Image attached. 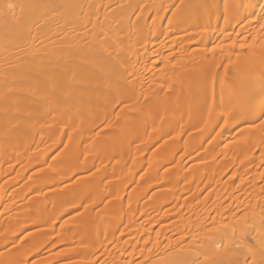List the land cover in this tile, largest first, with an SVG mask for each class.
Returning a JSON list of instances; mask_svg holds the SVG:
<instances>
[{"label": "bare ground", "instance_id": "bare-ground-1", "mask_svg": "<svg viewBox=\"0 0 264 264\" xmlns=\"http://www.w3.org/2000/svg\"><path fill=\"white\" fill-rule=\"evenodd\" d=\"M262 23H264V0H0V165H5L4 163H8V161H15L10 165L8 163L10 168L6 170L5 175L9 174L10 181L17 182L14 183L17 184V188L11 192L7 203L0 210V212L3 211L1 215L12 210L15 215L11 213L7 217L11 218L13 215L17 219H23L24 216L29 217V213L52 211V208L63 209L69 198H76L75 193L84 192L88 187L94 190L98 182L91 184V182L82 183V181L94 180L87 176L92 175L95 169L103 171V177L106 176L104 175L105 170L108 173L110 170V174L106 173L108 174L106 177H109L110 180L117 174V170L111 165L112 163L128 156L134 149L137 152L130 154L134 155L132 158H141L143 156L142 149L150 148L147 147V141L144 148L141 143L133 146L123 145L128 136L125 133L120 136L113 135L108 138L107 143L99 145L102 152L98 163L101 165L98 168V164L97 168L92 170L93 172L83 170L86 174L81 176L77 174L76 179H73L72 175L71 177L66 175L64 178L49 180L43 185L23 189L32 179L31 176L37 175L36 172H38V170L34 171L33 174L26 177L25 172L29 168L28 165H25L26 161L34 153L37 155L41 150H44L47 143V152L52 151L55 145H53L54 147L49 146V140L51 141L56 137L62 143L60 146L58 144L60 150L58 149L56 156L51 157V160L47 158L50 161L40 163L44 167L39 171L40 174L43 171L45 173L48 171L57 172V167L67 165L65 163L68 160L67 157H72L73 160L77 161L81 156L79 153L84 155L92 152V146L96 144L98 139L116 131V129H125L128 126L127 120L137 118V115L142 114L141 116H144L161 109L159 105L162 104L160 103L167 100L171 93L173 96L180 95L174 97L176 100L181 99L179 104L176 103V100H174L175 103L171 101L174 103L173 107L177 112L186 104L187 106L192 104L194 100L198 102L202 96L200 86L194 84V77L198 71L210 70L218 75V86L226 83L231 86V92L210 88L207 100L211 101L210 105L216 98L219 100L221 98L223 102H235L226 110H228V114L233 115L229 118L233 122L231 127L242 126L240 130L233 132L230 136L227 135V132L223 136L220 134V130L214 134L218 122L209 120L208 114H205L206 111L196 116L182 115L184 119L182 129L174 133L175 135L178 134L177 138L183 135L187 137L188 147L182 153L181 158L186 156L189 159H198L194 164L203 166V169H201L202 174L197 177L201 184L196 186V193L201 194L206 188L210 191L206 192L204 196L189 195L183 198L180 194L174 193L177 190V184H175L162 189L158 188L150 193L147 189L137 193L139 198L148 193L147 198H151V200L166 195L164 200L156 199L159 201H153L151 206H139L137 208L139 214L149 215L168 204V209L161 213L156 222H162L168 217L171 219H173L172 216L175 217V222L173 220L169 224H161L160 232L157 230L158 232H154L155 236L151 237L153 240L149 239L148 235L156 222L147 229L142 221L136 220L143 226L134 222L136 218H130L126 223L127 225L119 228L122 223L121 220L115 218V214L107 213L112 211L106 207L107 204H111L113 198V195L109 194L110 199L101 208L104 213L97 214L88 209L87 211L88 206H83V211L77 210L71 214L54 213L32 216L31 222L26 225L25 223L19 225L16 228V230L19 228V233L22 232L20 229L31 227L23 240H20V243L29 244L27 248L32 245L35 250L32 249L26 257L19 258L21 262L13 264H38L51 258L50 252L54 248L67 244L68 240L67 238L64 240L61 231L80 227L84 210L87 212L85 220L83 219L86 225L85 227L81 225L83 230L73 240L77 246L75 249L82 247L84 249V243L87 245L85 237L88 238L90 233L94 234L93 236L100 234L106 239L102 240L100 245L98 243V245L95 244L96 246H91V248L93 247L92 252L98 249L100 253H96V251V255L89 264H95L98 260H100L99 264H229L233 261H240L242 264L245 256L249 255L246 249L241 250L235 247V242L242 234H244L246 246H252L257 252L256 260L259 262L261 260L259 252L264 247V189H262L264 187H261L262 185L259 183L261 190L256 192V186L253 185L258 183L249 180V182L254 183L252 186L249 185V188L245 187L246 191L249 189L247 192L250 194L245 193L242 197H239L240 195L234 197V205H231L235 207V211L232 210L234 207L229 209L230 203H233L231 196H229L230 199H228L229 197H220V194L211 193V190L212 187L213 190H216L219 185L224 184L226 186L230 183L226 180L221 181V175H227L231 167L239 164L245 166L256 159L254 155L241 157L239 160L231 156H234L244 147L246 142L252 140L256 135H260L263 142L254 144L255 147L253 145H251L253 147L247 146V150L258 147L260 152H258L257 157L264 155V125L260 123L261 120H264V116L259 114L264 103H258L253 98L257 94V87L260 85V90L264 93V29L260 28ZM241 43H247L251 47L242 49L240 48ZM217 45L219 47H216ZM241 55H245L247 61L240 60L239 56ZM153 57L163 59L161 68L157 67L159 64L152 61ZM230 60L232 63H229ZM177 63L188 65L190 70L175 74L171 71L167 72L168 69H171L172 64ZM226 65L227 67H225ZM247 72L249 73L248 76L259 74L262 76L257 77L250 88L240 89L244 93V97L236 94L235 89L240 81L245 80ZM137 79L141 80L140 85L143 88L138 97L136 96V100L131 101L132 104L128 101L130 105L124 103L126 99L123 96H121L122 99H117L119 103L115 99L116 102L112 101L110 102L112 104H109L110 109L123 102L124 105L128 106H126L128 109V111L125 110L126 113L117 114L116 112L114 115L112 114V117L108 112L98 118L95 117V119V115L87 114L95 107L97 108L108 92L109 94L110 91L115 93L116 90L120 91L122 95L126 87L123 85L131 84ZM122 86L124 87L123 90L120 88ZM154 86L158 87L157 89L154 88L155 92L152 93ZM165 97L167 98L164 99ZM54 98L55 100L62 98L65 100L64 103L74 104L77 102L78 105L82 104L83 106H79L83 109L77 108L81 110L80 113L84 114H74L72 110L70 111L72 114L69 111L58 114L55 109L53 112L56 114H50L52 111L45 114L46 111L43 112L41 109L37 111V114L28 112L31 102L41 103L48 99L54 100ZM246 98H249L247 102L250 107L241 108L236 102ZM184 103L185 105H183ZM181 105L182 107H180ZM178 106L181 109L177 110ZM157 107L158 110H156ZM71 108L73 109V107ZM170 108L172 109V107ZM175 110L174 112H176ZM235 110L236 113H233ZM118 112L120 113V111ZM228 114H225V121ZM47 124L53 126L49 127ZM198 127H204L203 134L198 135V130L194 131ZM212 134H214V139L206 148H218L220 159H210L206 157L204 151L194 154L205 138ZM146 136L144 127L135 133V137L140 140ZM158 138L159 136L153 140L150 139L148 143L151 145ZM121 145L122 147L119 148ZM17 147L20 150L15 151L18 149ZM97 158L93 159L97 160ZM23 159L26 160L22 161ZM70 160L68 161L70 162ZM180 160L172 161V165H170L180 166L181 163L186 162ZM20 162L19 168L14 170L13 167H16V164H20ZM78 163L82 162L79 161ZM103 165L105 170L101 168ZM10 169L16 171L14 172L16 175L12 172L11 176ZM125 170V178L117 176L115 180L116 186L120 189L119 195L121 197L131 182H134L130 177L137 172L138 167L127 166ZM148 170H151L155 179L159 178L156 184H163L166 181L162 178V175L165 174L157 170V167H148ZM83 171L81 172L83 173ZM4 173L2 172L0 175V180ZM214 174L220 177L215 178ZM254 177L259 179L258 181L262 180L260 179L261 174ZM179 178L180 176H173L171 180H175L176 183ZM107 181L105 180V184ZM247 182L248 179L243 180L238 182L239 185L236 184V186H245L244 183ZM81 183L82 185H80ZM189 183L191 184L188 182L186 186L190 187ZM48 185L51 187L41 189ZM68 185L75 187L71 194L64 189ZM236 186L235 188H237ZM35 188L40 189L36 194H27ZM115 192L118 194L117 190ZM86 194L89 196L90 191ZM86 194L85 197H80L83 205L90 198ZM2 196L1 194L0 206ZM64 196L67 197L63 198ZM196 196L198 198L201 196V201H194L193 197ZM226 199L229 203H225ZM181 200L185 201L186 205L182 212L181 208L184 203ZM43 201L47 202L43 203ZM198 203L202 204L200 210L191 213L192 208ZM224 203L227 204L226 207L223 206ZM118 208L122 209L123 207L118 205ZM14 223H17V220ZM14 223L7 228H14ZM118 229L120 230L119 237L110 239L113 232ZM51 233L54 234L51 235ZM127 233L137 235L138 243H132L130 251L125 253L128 250L126 248L130 246V243L125 239L126 237L124 238L125 235L128 236ZM39 236L47 237L41 238ZM160 236L169 240L165 239L166 241L163 243ZM120 237L122 238L121 242L118 240ZM60 239L62 244H60ZM7 242L10 241L0 242V247L5 246ZM160 242L163 246L160 245ZM20 243H15L14 246L0 252V264H9L8 261L15 257V253L20 249ZM35 243L39 247L34 246ZM147 244H149L148 248ZM43 248H48L47 253H43ZM69 248L71 249L70 246ZM69 248L65 250L68 251ZM75 249H71L72 253L68 251V260L62 258L64 260L60 261L61 259H58L59 263L57 264H86V261L89 260L86 255L88 251L78 249L83 250L82 252L85 251L79 253ZM149 249L151 250L149 251ZM40 250L43 251L42 254H40ZM32 255L38 259L35 258L26 262L28 257L33 259ZM70 256L71 260L68 258ZM135 258H138L136 263L133 261ZM47 264H51L50 261Z\"/></svg>", "mask_w": 264, "mask_h": 264}, {"label": "rangeland", "instance_id": "rangeland-1", "mask_svg": "<svg viewBox=\"0 0 264 264\" xmlns=\"http://www.w3.org/2000/svg\"><path fill=\"white\" fill-rule=\"evenodd\" d=\"M239 59L240 60H243V61H247L245 55L239 56ZM149 61L150 62L153 61V62H155V64H159L157 66L158 68H161L162 65H163V62H164L163 59H161V57H156V58L153 57V60L152 61L149 60ZM188 64H190V63H188ZM187 70H190V68L188 67V65H185L183 63H177V64H172L171 65V69H168L167 72H170L171 71V73L175 74V73H178V72H186ZM248 74L249 73L247 72V76H245V80L240 81V83L237 85V87L235 89V93L236 94L243 95L244 93L241 92L240 89L241 88H250L251 87V84L254 83L255 79L257 77H261L262 76L260 74L259 75H255V76H251V75L248 76ZM218 80H219L218 75L216 73L210 71V70H205L204 69V70L198 71V73H196L195 74V77H194V84H198L200 86L199 87L200 91H202V96H200V98L198 99V102H195V100H194L192 104H190L189 106H187V104H186V106H184V108H182V109L179 108V106H178L177 110L178 109H181V110H179L177 112L175 110V108L173 107L174 106V103H175L174 100H176L174 97H176V95L177 96H180V95L176 94L175 96H173L172 93H171V95L169 93V95H170V97L168 96L169 99L167 97L164 98V99L167 98V100H163L164 103L163 102L160 103L162 105H159L161 107V109H159L157 107L156 110L159 109L158 111H154V112H151L149 114H145L144 116H141L142 114L141 115H137V118H132L130 120H127L128 126L125 129H122V130H120V128L119 129H116V131L110 132L105 137H102V138L98 139L97 142H96V144L92 146L93 147L92 152H89V153L84 154V155H82V153H79L78 152L79 154H81V156L78 158L77 161L76 160H73L72 157H67L68 160L71 159L70 162L67 160V162H65V163H67V165H64L62 167H57V170L56 171L57 172L59 171L60 173L59 172L57 173L54 170L55 173H53V171L52 172H49L48 171L46 173L43 171V173L40 174L39 171L42 168H44V167H42L40 165V163H45V161L46 162L47 161H50L54 156H56V154L58 153V149L60 150V147L59 146L62 143V142L60 143L59 142V139L56 138V137H55V139H52L51 141L49 140V142H50L49 143V146L50 145H52V146L55 145V147L53 146L54 149L52 151L47 152V145H48V143H47V145L45 144L46 147L45 148L43 147L44 150H41L40 153H38L37 155L34 153V155H32L29 158V160L26 161L27 163L25 165H28L27 167H29V168H27L28 170L26 169L27 170L26 171L27 174L25 172V175H27L26 177H29V175L33 174L34 171L36 172L38 170V172H36L37 175L31 176L32 179L30 181H28V183L23 187V189H25V188L27 189V187H30V186L43 185V184H46V182L49 181V180H52L54 178L55 179L56 178L57 179L64 178V176H66V175L67 176L70 175V177L72 175V178L73 179H76L78 177V175L81 176V175H83L87 171L94 170L95 168H97V165L99 164L98 163V160H99V156H101V152H102V150L100 149V146L99 145L104 144V143H107L108 138L112 137L113 135L120 136V135H122V134L125 133L128 136V139L124 142L123 145H131V146H133L135 144L141 143L143 148L147 144H148L147 147H150V148L142 149L141 153L143 154V156L142 157L140 156L141 158H139V159L132 158L134 155L132 156L130 154L131 153L134 154L135 152H137V150L135 151V149L134 150L132 149L133 152H131L130 154H128V156H124L120 161L112 163L111 165H112V167L114 169L117 170V174H116V176L114 175L112 178H110V180H109V177H106L108 174H110V170H109V173H108V171L105 170V166L104 165L101 168L102 169L104 168V170H105V173H104V175H106L105 177H103V173H102L103 171H100L99 170L100 171L99 172L98 170L95 169V172L93 173L95 175H93V174L91 175L90 174V176H87V177H90L91 180H92V178L94 180H92V181H82V183L91 182V184L98 182L97 183V186L94 188V190H91V187H88V189H86V190L90 191V195L91 196L90 195L88 196V194H86L88 192V191L85 192L86 190L84 191L85 193L82 192V191L77 192V193H75L76 194V198L75 197H71L69 199L67 198L69 201L66 203V205H64V208L63 209H56V208H52L51 207L52 208V211H45V212L38 211V212H36L34 214L29 213L28 214L29 217L24 216L23 219H21V218L18 217L20 220L17 219V218H15V216H13V215H15V212L12 211V210H10L11 212H7L6 211L5 212L6 214H3L4 216L1 215L2 212H3V211H1L0 212V242H4L5 240H9L10 242H7L5 246L3 245L2 247H0V252L1 251H4L5 249H9L10 247L14 246L15 243H20V240H23V238L27 235V233H28V231H29V229L31 227L28 226V228L26 227V229H24V228H23V230L20 229L22 231L21 233L18 232L19 231V228H18V230H16V228L19 225L21 226V224H24L25 223V225H26L27 223L31 222L30 219H33L32 216H37V215H40V214H54V213H62V214L63 213H67V214H71L74 211H77V210L80 211V210H82V207L83 206H86V207L88 206V208H86V210L88 209V210H90L92 212H95L97 214L98 213L99 214L100 213H104L103 212L104 210L101 211V208L107 203V200L110 199V197H108L109 194H112L113 195V198H112V202H110L111 204H107L106 207L108 209L112 210V211L107 212V213L115 214L116 215L115 218H118V219L121 220L122 223H121V225L119 227L120 229L122 228V226L127 225L126 223H128V221L130 220V218L131 219L132 218L133 219L136 218L134 222H137V221L140 222V221H142V223L144 224V227L147 228V229L150 228L151 225H153L152 223H155L156 220H158L157 218H160L161 213L165 212L168 209V204L162 206V208H160V210L159 209L158 210H155L153 213H151L149 215H144V214L142 215V214H139V211H137V208L139 206L140 207L141 206H143V207L151 206V204L153 203V201H155L156 199L164 200V197L166 195H163L162 198H153L152 200H151V198H149V199L147 198L149 196L148 193L153 192V191H155L158 188H161L162 189L164 187L174 186L175 184H177V190H175L174 193L175 194H180L181 197H183V198L184 197H187L189 195H201V196L203 195L204 196V194L206 192L210 191V190H208V188H206L201 194H197L196 193L198 184L199 185L201 184V183H199V180H197V177H198V175L202 174L201 169H203V166L194 164V163L197 162L198 159H189L186 156L181 158L182 153L188 147L187 137H185V135H183V136H180V137L177 138V135L178 134L175 135L174 133L177 132L178 130L182 129V126L184 124V119L182 118V115L189 114L190 116H196L197 114H202L205 111H206L205 114H208L209 120H216L218 122V125L215 127L214 134L216 132H219V130H220V134L221 135L225 136L226 134H224V133L227 132L228 133L227 135L230 136V134H232L233 132H236L237 130H240L242 128V126L231 127V125L233 124V122L231 120H229V118H231L233 115L228 114L227 113L228 110H226L227 108H229L231 106V104H233L235 102H231V101H229V102H223L221 100V98H220V100L216 98V100L213 101L212 104L210 105V102L211 101L207 100L208 99L207 96H208V93H209V89L210 88H213L214 90H218V91L219 90L220 91L227 90V91L231 92V89H230L231 86H229V84L226 83L224 85L222 84L221 86H218V84H217ZM140 84H141V80H138L137 79L135 81H132L131 84L123 85V86H126V87L125 88L123 86L120 87L121 89L124 88V90L122 89L123 90L122 95H121V92L120 91L118 92L116 90H115V93L112 92V91H110V94H109V92H108L107 95L104 96L105 98L103 99V101L101 100L100 103L98 102L99 104L96 103V104H98L97 108L95 107L91 112H89V113L87 112V114H92L93 116L95 115L94 116V119H95V117L98 118L100 116H103L104 113L107 114L108 112H109L108 114H111V116H112V114L114 115L116 112H117V114H122L123 112H125V110L128 111V109H127V107H128L127 105L129 104L128 102H130L132 104L131 101L134 102L136 100V98L140 94L139 92H141V90L143 88L142 85H140ZM157 87L154 86L152 88V93L155 92V89L154 88L157 89ZM203 88H206V89H203ZM260 89H261V85L257 87V89H256L257 94L254 95L253 98H254V101H257L258 103H264V93H262ZM121 96H123L126 99L125 100L126 102H124V103H126L127 105L126 104L124 105L123 102H120L119 105L117 104L113 108H110L109 109V107H110L109 104H112L110 102H112V101L113 102L114 101L116 102V100L118 98H121ZM55 98H57V97H55ZM55 98H54V100L53 99H51V100L48 99L46 101L44 100L41 103L40 102L37 103L36 101H34L33 103L31 102L30 105H29V108H28V112L31 111L32 114H37V111H39V109H41V111H43V112L46 111V112H44L45 114H49L50 111H52V112H50V114H52V113L55 112V110L58 111L57 112L58 114H64L63 112L66 113V112L69 111V113H70V111L72 110V111H74V112H72L74 114L75 113L76 114H84V113H80L81 110H79L80 108H82V107H80V106H83L82 104H79L80 105L79 106L77 104V102L74 103L75 105L73 103H64L65 100H63L62 98H59L57 100H55ZM171 98H174V99H171ZM247 99H249V98L242 99L240 101H237L236 103H238V105L241 108H243L245 106L250 107L248 105ZM177 100H179V101L177 102ZM177 100H176V103L179 104V102H181V99L179 98ZM119 101H121V100H119ZM171 101H173L174 103L171 102ZM221 101H222V103H221ZM117 103H119L118 100H117ZM172 103H173V105H172ZM96 104H95V106H96ZM114 104H116V103H114ZM183 105H185V103ZM71 107H73V109ZM74 107H76V108H74ZM77 107H79V109ZM170 107H172V109L174 108V110L176 112H174V110H172ZM180 107H182V105ZM75 109H76V111H75ZM53 110H54V112H53ZM109 110H111V111H109ZM262 110H264V107L262 108ZM118 111H120V113ZM72 113H70V114H72ZM233 113H236V110ZM39 114H41V112H39ZM54 114H56V113H54ZM225 114H228V118H227L226 121H225ZM220 120H221V123H220ZM47 125L49 127L50 126H53L52 124H47ZM143 127L145 129V132L147 133V136L144 137L141 140L140 139H137L135 137V133L138 132V130L139 129H142ZM43 128H45V127L43 126ZM132 129H135V130H132ZM132 131H133V133H132ZM194 131H197V134L198 135L199 134L201 135V134L204 133V127H198ZM214 134L207 136L205 138V140L203 141L202 145L197 148V151L194 152V154H196L199 151H201V152L204 151L205 154H206V157H208L210 159H218V158L220 159V153L218 151L219 150L218 148H215V147H213L211 149H207L206 148L212 142V140L214 139V137H213ZM158 136H159V138H158L159 140L157 139V140H155V142L153 141L154 143L151 141L152 142V144H151L152 146H151L148 143L150 141V139L153 140L154 138H156ZM15 138L17 139V137H14V139ZM19 139H18V141H19ZM146 141H147V144L145 143ZM262 142L263 141L260 139V135H256V136H254V138L252 140L246 142L244 144V147L242 149H240L238 152H236L234 156L231 155L232 158L238 159V160L241 157L251 156V155H254L256 157V159L251 164H248V165H245V166H240V164L239 165H234L233 167H231V169L229 170V172L227 173V175H223L222 174L221 175V178H222L221 181H225V180L227 182L229 181L230 183L229 184L227 183L228 185L225 186L224 184H221V185H219L216 188V190H213V187H212L211 193L212 192L213 193H218V194H220V197H222V196H224V197L231 196V198H233V201L231 200L233 203H230V207L228 206L229 209L230 208L232 209L234 207L233 205H234V197L235 196L240 195L239 197H242L245 193L246 194L247 193L250 194L249 192H247L249 189L246 191V188L245 187L249 188L250 187L249 185L252 186V183L254 181H255L256 184L258 183L257 185H255L253 183L254 184L253 186L254 187L256 186V188H257V189L255 188V191L256 192H258L257 190H261V187H264V180H263L264 179L263 178L264 177V155L257 157L258 152H260V150L258 149V147H256V149L247 150V146L253 145L255 147L254 144H256V143L257 144H261ZM12 143H13V141H12ZM58 144H59V146H58ZM159 145H161L160 148H158ZM16 146H18V145L16 144ZM21 146H22V144H21ZM253 146H251V147H253ZM18 147H20V146H18ZM121 147H122V145L119 148H121ZM119 148H117V149H119ZM20 149H21V147H20ZM20 149L19 148L18 149H15V151L16 150H20ZM25 150H26V148H25ZM30 151L32 152V149ZM43 153H44V155H43ZM138 153H140V152H138ZM22 156L25 157V155H22ZM43 157L45 158L44 160L42 159ZM83 157H84V161H83ZM47 158H49V159L51 158V159L49 160ZM93 158H97V160H94ZM180 159L182 160V162L183 161H186L187 163L186 162L181 163L182 165H180V166H178V165L171 166L172 165V161H177V160H180ZM24 160H26V159H23L22 161H24ZM41 161H43V162H41ZM79 161L82 162V163H84V164H82V163L79 164L78 163ZM12 162L15 163V161H12ZM12 162L8 161L9 165L10 164H13ZM8 163H4L5 165H3V164L0 165V175L2 174V172H5L3 174V176H2V179L0 180V195L1 194L3 195L1 197L2 198L1 199L2 202H1L0 210H2V208L4 207V205L7 203L8 197L11 194V192L14 189L17 188L16 187L17 184H14V183H17V182H14L13 183L12 181H10L11 177L9 176V174L8 175H5L6 174V170L7 169L9 170V168H10L9 165H8ZM16 165L17 166L18 165H21V162H20V164H16ZM82 165H84V166L82 167ZM100 165L101 164L98 165V168H99ZM17 166L16 167H13V169L15 170L16 168H19V166L18 167ZM78 166L81 169L80 171H79ZM127 166L138 167V170H137V172L135 174L132 175V177H130V179L132 181H134V182H131L132 185L131 184L129 185L130 188L127 187L128 189L126 188V190L124 191V194L122 193L123 196L121 197L119 195L120 194L119 193V190L120 189H118L119 187L116 186L117 183H115V180H116V177L117 176L118 177H121V178H125V175H126L125 168ZM148 167H157V170H160V171H162L165 174V175H162V178H164L166 181L163 182V184H156L157 181L159 180V178L157 177L155 179L154 178V175L151 172V170H148ZM76 168H78V169H76ZM91 168H93V169H91ZM75 169L77 170V172H75L76 171ZM14 170L10 169V171H11L10 172V175H11L12 172H13L12 174H15L14 172H16V171H14ZM83 170H85V172ZM81 171H83V173ZM7 173H9V172H7ZM88 173H90V172H88ZM106 173H108V174H106ZM100 174L102 175V177H100L101 176ZM259 174H261L260 179H262L263 181L262 180L258 181L259 179L258 180L255 179L254 176H257ZM94 176H95V178H94ZM173 176L174 177H179L180 176V178L176 181V183H175V180H171V177H173ZM214 177L216 178V177H218V175L214 174ZM24 178H23V180H24ZM105 178H108V179H105ZM247 179H248V182L247 183H244V184H246L245 186L244 185H240L242 187L236 186V184H238V182H242L243 180H247ZM65 180H66V178H65ZM105 180H108L106 182L107 184H105ZM214 180H216V179H214ZM249 180H252L253 182L251 183V182H249ZM100 182H102V183H100ZM188 182H191V184L189 183L190 184V187L186 186V184ZM82 183L80 185H82ZM135 184H136V186H135ZM235 186L237 188H235ZM259 186H261V187H259ZM49 187H51V186L48 185V186H45V187H43L41 189H48ZM258 187H259V189H258ZM132 188H134V189L131 190ZM209 188H211V187H209ZM64 189L67 190L68 193L71 194V192L75 189V187L72 186V185H68ZM145 189L148 190V193L146 195H144L143 197H140L139 198L137 196V193H140L142 190H145ZM262 189H264V188H262ZM39 190H40L39 188H35V189L31 190L27 194L28 195L36 194ZM116 190L118 191V194H117V192H115ZM114 192H115V194H114ZM85 194L88 197H90V198L88 199L87 203L83 205V201L80 199V197L81 198H82V196L85 197L84 196ZM116 194H117V196L119 195L120 197L119 196L117 197ZM166 194L167 195H171L170 193H166ZM201 196L199 198L197 196L196 197H193L194 198L193 200L194 201H196V200L197 201L198 200L201 201L200 200L201 199ZM65 197H67V196H64L63 198H65ZM167 198H169V197H167ZM228 199H230V197ZM156 201H159V200H156ZM46 202L47 201H45V202L43 201V203H46ZM182 202L184 204H183V206L181 208V212L184 211V209L186 208L185 201H182ZM226 202H228V200L225 201V203ZM225 203L223 204V206L226 207L227 204L225 205ZM207 204H206V206H208ZM231 204H233V205H231ZM47 205H49V203H47ZM118 205H122L123 208L122 209L118 208ZM50 206H52L51 203H50ZM126 207H128V208H126ZM201 207H202V204L201 203H198L197 206H194L192 208V211H190V212L191 213L193 211L197 212V211L200 210ZM232 210L235 211V207ZM125 211H127V212H125ZM11 213L12 214L14 213L12 215V217L11 218L9 216L7 217V215H9ZM107 213H105V214H107ZM86 214H87V212L84 210V213L81 216L84 220L86 218L85 217ZM172 218L173 219H171V217H168L166 220H163L164 222L163 221L162 222L161 221L160 222L157 221L158 224L156 225V223H157L156 222L155 223V226L154 227L153 226L151 227L150 233H149V230H148V233H149L148 236L150 237L149 239H152L151 237L155 236V233L154 232H158L163 224H169V222H173V220L175 219V217L172 216ZM15 219L17 220V223H14V222H16ZM83 219H81V221H82L81 225H82V227H85L86 222L83 221ZM176 219H177V217H176ZM139 222H137V224H139ZM174 222H175V220H174ZM12 223L15 224L14 225V228L13 227H12V229L11 228L10 229L7 228V226H9ZM48 223H52V222H48ZM81 225H80V227L78 226V227H74V228L73 227L72 228H69L70 230L67 229L68 231L66 230V231L63 232V230H62L61 231V233H62L61 236L64 235V237L62 236L64 238V240H65V238H67V240L69 241V239H70V241L68 242L66 240L67 241L66 242L67 244H63L64 247H63V245L59 246V248L62 247L63 250L62 249H59L58 247H56V249L54 248V250L50 252V254H52V257L49 258V259H47V260H45L44 262H41V263H38V264H47L49 261H50L51 264H57V263H59L58 262V259H61L60 261H63L64 259H67V256H69L68 255L69 252L71 251V253H72V250L75 249V248H77V246L75 245L76 243L74 244V241L73 240L75 238H77L76 237L77 234L80 231L83 230V228L81 227ZM139 225L143 226L141 223ZM126 230L128 231V229H126ZM48 233H49V231H48ZM128 233H127L128 236L125 235L124 238L126 237L125 239H127V241L130 243V246L127 247V248L125 247L126 249H128V250H126L125 253H128V251H130V249H131L130 247H131L132 243L133 244L135 242H136V244L138 243L137 240H136L137 239V237H136L137 235L134 236V235H130ZM16 234H18V235H16ZM53 234L54 233H51V235H53ZM90 234H88V238L85 237L86 238L85 239V242H87V245H86V243H84V245H83L84 246V249L86 250V252L88 251V253H86V255H87V259H89V260L86 261L87 262L86 264L91 263L92 258L96 255L95 254L96 251H97L96 253H100V251L98 252V249H95L96 251L95 252H92V248L93 247L91 248V246L92 245L96 246V245H98V243L100 245V243H101L102 240H106L105 237L103 238L100 234H96L95 236H93L94 234H91V235ZM119 235H120V230L118 229L117 231L113 232V235H111L112 237L110 239H115V238L119 237ZM159 235H161V233H159ZM61 236H60V238L62 239ZM90 236H92V237H90ZM39 237H41V236H39ZM42 237H44V236H42ZM46 237H44V238H46ZM54 237H56V236H54ZM166 237H167V234H166ZM61 239H60V244H62ZM110 239L108 238V240H110ZM160 239L163 240V243L166 241L165 239L169 240L168 238H165V239L164 238H161V236H160ZM160 239H159V241H161ZM118 240L121 242L122 238L120 237ZM152 240H150V241H152ZM125 243H126V241H125ZM129 243H127V244H129ZM150 244H152V243H150ZM27 245H29V244H25V243L21 244L20 249L15 253V257H13L10 261H8L9 264L21 262V260H19V258L24 257V256L26 257L28 255V253H30V251L32 249L35 250L32 245L29 248H27ZM65 245H66V247H65ZM67 245H69L72 250ZM160 245L163 246V244H161V242H160ZM34 246L39 247L37 243H35ZM45 246L47 247L48 245H45ZM148 246H149V244H147V248H148ZM68 248H69V250H68L69 252L67 250H65V249H68ZM43 249H41V250H43ZM78 249H83V247L82 248H78ZM78 249L77 250L75 249V251H77L79 253H84L85 252V251L82 252L84 249L82 251L81 250H78ZM41 250L39 251L40 254H42L43 251H44L43 253H47L48 248H45L42 252H41ZM99 250H100V248H99ZM39 252L37 253V255L39 254ZM32 256H33V259H31L32 257H28L29 259L27 258V261L26 260L25 261L28 262V261L34 260L36 258V256H34V255H32ZM134 256H136V255H134ZM72 257H74V256L72 255ZM62 258H64V259H62ZM68 258H70L69 260H71V256L68 257ZM36 259H38V257ZM136 259H138V258L133 259V261L135 263H136ZM99 262H100V260H98V262H95V264H99ZM92 264H94V263H92Z\"/></svg>", "mask_w": 264, "mask_h": 264}, {"label": "snow or ice", "instance_id": "snow-or-ice-1", "mask_svg": "<svg viewBox=\"0 0 264 264\" xmlns=\"http://www.w3.org/2000/svg\"><path fill=\"white\" fill-rule=\"evenodd\" d=\"M9 7H12V5H9ZM260 28L261 29H264V23L260 24ZM229 39H231V37L229 36ZM247 39V38H245ZM253 40L255 38H252ZM235 43V42H233ZM216 47H219V45H217ZM247 47H251V45L247 44V43H241L240 44V48L244 49V48H247ZM229 63H232V61L230 60ZM227 67V65L225 66ZM260 116H264V110H262L260 112ZM261 125H264V120H261L260 121ZM255 126V125H253ZM244 234L241 235V237L235 242V247L237 249H241V250H244L246 249L247 253L249 255H246L242 264H264V247L261 248L260 252H259V255L261 257V260L258 262L256 260V255H257V252L255 251V249L252 247V246H246V241L244 240L243 238ZM145 243H148V241H145ZM151 249H149L150 251ZM229 264H241L240 261H233V262H229Z\"/></svg>", "mask_w": 264, "mask_h": 264}]
</instances>
